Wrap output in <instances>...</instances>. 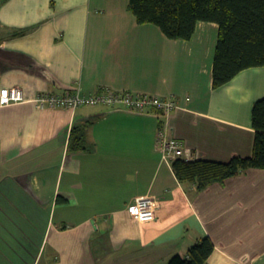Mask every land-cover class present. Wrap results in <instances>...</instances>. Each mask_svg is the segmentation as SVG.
<instances>
[{
	"label": "crops",
	"instance_id": "obj_1",
	"mask_svg": "<svg viewBox=\"0 0 264 264\" xmlns=\"http://www.w3.org/2000/svg\"><path fill=\"white\" fill-rule=\"evenodd\" d=\"M218 36L202 22L190 41L170 40L138 24L129 0H0V168L10 167L0 174V264H169L204 238L215 246L207 264H264V170L198 192L157 150L166 119L31 102L79 87L175 98L171 135L191 161L251 157L264 67L214 89ZM15 87L28 102L2 105ZM80 124L88 151L71 153ZM145 196L158 204L154 222L128 213Z\"/></svg>",
	"mask_w": 264,
	"mask_h": 264
},
{
	"label": "trees",
	"instance_id": "obj_2",
	"mask_svg": "<svg viewBox=\"0 0 264 264\" xmlns=\"http://www.w3.org/2000/svg\"><path fill=\"white\" fill-rule=\"evenodd\" d=\"M140 25H155L170 40L190 41L199 23H215L219 36L213 67V88L219 89L241 72L264 67V0H129ZM256 131L251 157H234L227 163L177 159L172 169L182 184L202 192L249 170H264V98L253 108ZM74 126L69 151H88L87 126ZM215 250L210 238L197 242L188 256H174L169 264H207Z\"/></svg>",
	"mask_w": 264,
	"mask_h": 264
},
{
	"label": "built area",
	"instance_id": "obj_3",
	"mask_svg": "<svg viewBox=\"0 0 264 264\" xmlns=\"http://www.w3.org/2000/svg\"><path fill=\"white\" fill-rule=\"evenodd\" d=\"M26 102L28 101L24 96L23 90L17 87L10 89L1 99L2 105ZM31 102H34L42 109L63 108L73 111L84 106L105 105L112 110L154 115L159 119H166L167 122L163 123L157 137V150L161 153L163 160L172 164L177 159L186 161H191L192 159V151L171 135L168 120L178 108V102L175 98L163 99L154 95L114 92L111 90L87 95L82 87H79L74 92L67 94L40 93ZM158 212L157 202L149 196L138 198L128 207V213L132 218L145 223L158 220Z\"/></svg>",
	"mask_w": 264,
	"mask_h": 264
},
{
	"label": "rangeland",
	"instance_id": "obj_4",
	"mask_svg": "<svg viewBox=\"0 0 264 264\" xmlns=\"http://www.w3.org/2000/svg\"><path fill=\"white\" fill-rule=\"evenodd\" d=\"M32 167H27V168H22L24 169L25 172H28V170L32 171L33 168L31 169ZM0 174H10V167L9 166H5V167H2L0 168Z\"/></svg>",
	"mask_w": 264,
	"mask_h": 264
}]
</instances>
